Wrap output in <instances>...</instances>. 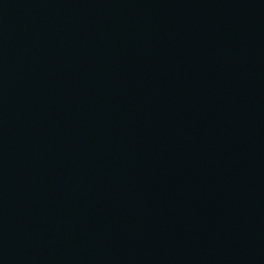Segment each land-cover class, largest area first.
<instances>
[{
	"label": "water",
	"instance_id": "1",
	"mask_svg": "<svg viewBox=\"0 0 264 264\" xmlns=\"http://www.w3.org/2000/svg\"><path fill=\"white\" fill-rule=\"evenodd\" d=\"M0 264H264V0H0Z\"/></svg>",
	"mask_w": 264,
	"mask_h": 264
}]
</instances>
